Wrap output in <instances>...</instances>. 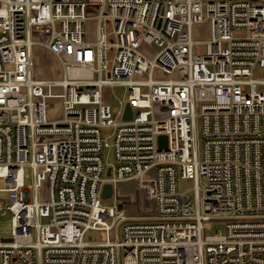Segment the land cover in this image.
<instances>
[{
  "label": "built area",
  "instance_id": "2783aa9c",
  "mask_svg": "<svg viewBox=\"0 0 264 264\" xmlns=\"http://www.w3.org/2000/svg\"><path fill=\"white\" fill-rule=\"evenodd\" d=\"M198 23L209 39L197 54ZM40 27L61 78L33 76ZM262 69L264 0H0V219L12 215L0 264H264ZM113 85L127 88L129 121L104 99ZM149 174L155 219L103 204L105 184Z\"/></svg>",
  "mask_w": 264,
  "mask_h": 264
},
{
  "label": "rangeland",
  "instance_id": "374dc122",
  "mask_svg": "<svg viewBox=\"0 0 264 264\" xmlns=\"http://www.w3.org/2000/svg\"><path fill=\"white\" fill-rule=\"evenodd\" d=\"M112 26L108 25L106 30H111ZM86 33L87 38L90 41L96 40V23L93 19H89L86 23ZM50 28L40 27L35 28L31 32L32 39L37 42L32 47V59H33V76L37 80H51L58 79L62 76V67L59 61L51 55L41 43H46L49 39ZM132 35V31L127 34L128 38ZM209 39V24L208 23H198L193 27V40L196 42L194 47L195 53H203L204 42ZM139 47L148 53H154L158 51V47L154 44H146L142 41L139 42ZM157 77H160L158 75ZM255 78L264 79V69L257 70L255 72ZM103 95L106 102H108L115 112L124 109L128 93L127 88L120 85L105 86L103 88ZM48 117L50 120H59L62 117V110L59 101H55L51 109L48 112ZM105 160L108 163L112 162L111 152L106 150L104 152ZM204 179H201V186L204 185ZM32 181V171L30 168L25 169V185L31 186ZM3 181H0V187H3ZM194 183L192 180H180L179 190L186 191L190 195L191 200H193V191L191 188ZM44 189L38 191V195L41 198L43 196ZM103 204L106 206H113L118 204L121 208L126 211V214L131 219L138 220H152L157 216V208L155 202V188H154V177L152 174L147 176L132 179L126 182L116 184L114 187V195L110 199L104 200ZM11 212L5 211L1 215L0 219V231L1 235L5 238L11 236ZM225 225L222 223H207L206 233L213 234L216 228H219L224 232ZM89 238H95L96 240L103 241L105 235L103 232L90 231L86 235V240ZM14 264H22L16 262Z\"/></svg>",
  "mask_w": 264,
  "mask_h": 264
},
{
  "label": "water",
  "instance_id": "95a60500",
  "mask_svg": "<svg viewBox=\"0 0 264 264\" xmlns=\"http://www.w3.org/2000/svg\"><path fill=\"white\" fill-rule=\"evenodd\" d=\"M132 115H133V111L132 108L129 104H126L125 106V111H124V116H123V120L124 121H129L132 119ZM159 146L160 148H166L167 146V138L166 136H160L159 137ZM108 175H110V173H108ZM114 195V187L112 184H105L104 188H103V192H102V198L104 200L110 199L111 197H113ZM12 239L11 238H6L3 239V241L5 242H10Z\"/></svg>",
  "mask_w": 264,
  "mask_h": 264
}]
</instances>
